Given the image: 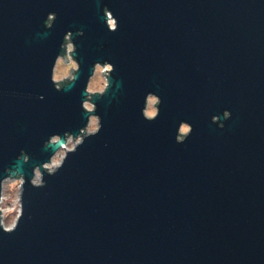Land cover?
<instances>
[{"label":"water","instance_id":"obj_1","mask_svg":"<svg viewBox=\"0 0 264 264\" xmlns=\"http://www.w3.org/2000/svg\"><path fill=\"white\" fill-rule=\"evenodd\" d=\"M15 177L0 264H264V0H0Z\"/></svg>","mask_w":264,"mask_h":264},{"label":"rangeland","instance_id":"obj_2","mask_svg":"<svg viewBox=\"0 0 264 264\" xmlns=\"http://www.w3.org/2000/svg\"><path fill=\"white\" fill-rule=\"evenodd\" d=\"M110 24L112 25V19H109ZM113 27V26H112ZM67 55H68V61L64 62L63 59L60 57L58 58L56 65L54 67V79L61 80L63 79L61 75L71 74V70H73L72 64L75 63V61L72 59L70 55V50L72 49L71 42H68L67 44ZM103 65L111 67L109 64H97L95 66L94 73L90 77L89 82V88L88 91H92L93 89H103L105 87L106 77H105V71L106 69H103ZM156 102L157 97L155 96H149L146 102L145 107V113L148 112H156ZM85 107H93L92 102L89 100L85 101ZM97 121L98 118L95 115H91L89 117V121L87 124L88 130L96 128L97 127ZM189 126L187 124H182L180 126V130H188ZM80 140V137H72L71 135L67 137V142L65 143L64 148H59L57 152L51 157V160L47 163H45L50 168H55L52 166V164L58 163L62 156L64 155L66 149L70 145H75ZM35 172H40L36 169ZM33 180H40L34 178ZM21 177H15V178H6L2 182L1 186V201H0V216L3 214V220L4 224L6 226L14 225L16 222L17 216L20 213V192H21Z\"/></svg>","mask_w":264,"mask_h":264},{"label":"bare ground","instance_id":"obj_3","mask_svg":"<svg viewBox=\"0 0 264 264\" xmlns=\"http://www.w3.org/2000/svg\"><path fill=\"white\" fill-rule=\"evenodd\" d=\"M58 163H53L52 166L55 167ZM34 178L40 179V174L38 172H35Z\"/></svg>","mask_w":264,"mask_h":264},{"label":"built area","instance_id":"obj_4","mask_svg":"<svg viewBox=\"0 0 264 264\" xmlns=\"http://www.w3.org/2000/svg\"><path fill=\"white\" fill-rule=\"evenodd\" d=\"M1 198V197H0ZM0 201H1V199H0ZM0 212H1V210H0ZM5 227H7L6 225H5Z\"/></svg>","mask_w":264,"mask_h":264},{"label":"snow or ice","instance_id":"obj_5","mask_svg":"<svg viewBox=\"0 0 264 264\" xmlns=\"http://www.w3.org/2000/svg\"><path fill=\"white\" fill-rule=\"evenodd\" d=\"M152 113H149V115H151Z\"/></svg>","mask_w":264,"mask_h":264}]
</instances>
